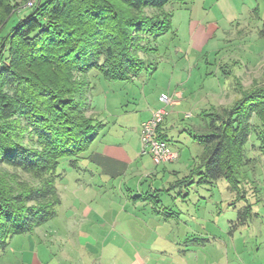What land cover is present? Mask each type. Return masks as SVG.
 Segmentation results:
<instances>
[{
	"label": "trees",
	"instance_id": "trees-1",
	"mask_svg": "<svg viewBox=\"0 0 264 264\" xmlns=\"http://www.w3.org/2000/svg\"><path fill=\"white\" fill-rule=\"evenodd\" d=\"M190 1L0 0V256L12 237L56 217L61 160L75 169L103 128L87 113L93 112L89 73L123 82L152 69L153 43L171 27L167 5ZM239 93L231 107L203 120L192 136L203 148L200 161L171 187L194 175L199 184L223 179L244 198L253 154L264 158V82ZM161 124L155 137L167 143ZM252 135L256 145L247 156ZM250 213V205L243 207L232 227L244 226Z\"/></svg>",
	"mask_w": 264,
	"mask_h": 264
},
{
	"label": "rangeland",
	"instance_id": "rangeland-1",
	"mask_svg": "<svg viewBox=\"0 0 264 264\" xmlns=\"http://www.w3.org/2000/svg\"><path fill=\"white\" fill-rule=\"evenodd\" d=\"M244 1L248 4L249 1L254 2ZM191 4L192 1L187 4L188 8L179 5L173 7L174 10L171 6L176 4L167 5L166 10L173 12L170 30L155 39L153 46L156 50L147 58L152 63L151 68H157L155 72L149 69L141 72L137 78L123 82L105 80L94 71L88 75L92 87L89 99L93 112L87 113L105 123L99 139L104 135L107 140H116V137L131 133L148 105L154 108L152 113L161 108L167 112L164 119L166 139L178 158L167 163L164 172L160 168L153 179L141 175L138 178L144 179L141 185H138V179L134 183L127 178L109 185H96L95 196L90 198H95L91 206H95V209L101 207V211H105L106 218L103 221L107 222L111 217L114 219V215L119 216L121 213L126 216L130 227L140 230L139 236H131L135 239L133 246L140 250L139 256L149 254L156 264H211L207 233L215 228H232L231 220L236 221L238 213L234 206L241 200L239 195L231 192L223 179L212 184H199L196 175L188 184L171 186L188 177L200 161L203 148L191 137L196 134L192 128H201L203 120L208 119L207 115L214 110L231 107L240 98L241 89H249L255 83L260 85L264 82V37L259 35L263 29L264 0L254 2L253 8L257 5L260 8V17L251 19L242 27L238 23L229 27L221 21L201 52L190 44L187 23L190 17L203 21L207 13L202 9L190 12ZM26 12L27 9L23 8L17 16L20 18ZM17 16L14 19H18ZM208 17L206 20L211 21L212 18ZM9 28L10 24L5 31ZM177 71L182 73V79L181 83L174 84L173 73ZM176 90L182 93L179 105L163 104L157 100L165 95L175 101ZM252 144L256 145L253 135L246 145L247 156L252 152ZM82 157L77 164H82ZM255 167L248 170L249 179L262 184L258 187L263 194L264 160ZM58 170L64 174L63 181L57 184L62 202L57 207L56 217L40 226V229H68L66 227L74 224V219H70L72 213L79 211L80 214L86 210L83 205H74L68 198L75 182V172L66 158L61 160ZM15 177L17 181L26 179L22 175ZM121 181L124 184L119 187ZM159 188L161 191L157 195L154 189ZM137 194L148 197L142 201L143 198L133 197ZM246 198L249 203L255 200L251 194ZM239 207V210L242 209L243 204ZM127 214L134 215L135 219ZM77 219L79 217L75 219L76 228L83 226L91 229L87 223L89 220ZM105 231H109V228ZM23 236L17 235L16 238L22 239ZM16 241L15 248H18L21 242ZM151 245L154 247L147 249ZM108 249L106 260L112 261L115 259L114 253ZM155 249L160 250L155 252ZM12 256L10 252L3 253L0 264H15Z\"/></svg>",
	"mask_w": 264,
	"mask_h": 264
},
{
	"label": "crops",
	"instance_id": "crops-1",
	"mask_svg": "<svg viewBox=\"0 0 264 264\" xmlns=\"http://www.w3.org/2000/svg\"><path fill=\"white\" fill-rule=\"evenodd\" d=\"M254 2L250 3L249 1L248 4L244 0H200L199 3V0H192L189 11L193 13L195 10L202 9L207 15L203 20L205 24L195 17H190L188 20L187 32L190 44L201 52L219 28L217 26L221 21H224V24L229 27L233 23H238L242 27V24L248 23L251 19H258L260 8L258 5L253 8ZM178 6L172 5L171 9ZM181 6L188 8L187 4ZM255 9L257 10L255 11ZM208 16L212 18L211 21L206 20ZM152 70L155 72L157 68L154 67ZM228 73L230 74L229 71ZM173 78L175 79L174 84L181 83L182 73L174 72ZM181 97L182 93L176 90L173 104L179 105ZM157 100L159 101V99ZM152 111L154 108L152 109L148 105L146 112L140 116V121L136 123L131 133L123 137H116V140L112 138L107 140L104 135L99 139L101 132L98 134L83 155L82 164H77V167L73 169L75 182L68 197L74 205L77 204L80 207L83 205L86 210L81 211L80 214L79 211L72 213L70 219H74V224L66 227L68 229L45 230L38 227L33 233L24 235L22 239H17L16 236L12 237L5 253L10 252L13 255L15 264H156L149 254H145L143 257L139 256L138 251L140 250L133 246L135 239H132L131 236H139L140 230L130 227L126 216L121 213L118 214L119 216L114 215V219L111 217L105 222L103 221L106 218L104 217L105 211H101V207L95 209V206H91L95 198L90 200L95 196L96 185H109L122 178H127L135 183L141 175L153 179L158 175L160 168H163L164 172L166 164L156 166L149 155L141 153L140 127L143 121L151 117ZM101 122L105 127V123ZM197 128L193 127L192 129L197 131ZM159 132L167 138L164 122L161 124ZM253 155L256 158L255 165L264 160L257 153ZM80 176L83 179H78ZM62 181L63 178L60 182ZM138 181V185H141L144 179H138ZM257 183V180L245 182L247 190L244 198L240 197L238 205L234 206L235 210L240 211L239 205L243 204V207L250 205L251 213L246 224L242 227H232L235 220H231L232 228H215L207 233L211 264H264V193L262 194L259 189V185L262 184ZM123 184L124 181L118 183L119 187H122ZM154 191L158 195L161 189H154ZM250 194L255 197V200L249 203L246 197ZM142 196L143 194H137L133 197L143 198ZM147 197H144L142 201H145ZM235 200H237V196L234 202H236ZM61 202L60 198L59 205ZM94 213L98 216H95ZM127 215L135 219L134 215ZM77 217H79L77 220H89L90 222L87 223L91 229L83 226L76 228L74 225H76ZM106 228H109V231H105ZM16 240L21 242V246L18 248H15ZM151 247L154 245L147 246V249ZM108 248L114 253L115 259L112 261L106 260ZM157 250L160 249H155V252ZM135 252L137 254H134Z\"/></svg>",
	"mask_w": 264,
	"mask_h": 264
},
{
	"label": "built area",
	"instance_id": "built-area-1",
	"mask_svg": "<svg viewBox=\"0 0 264 264\" xmlns=\"http://www.w3.org/2000/svg\"><path fill=\"white\" fill-rule=\"evenodd\" d=\"M28 5H31L29 3ZM159 101L163 104H173L167 96L161 95ZM167 112L164 108L153 112L151 117L142 122L140 127L139 141L141 153L150 156L154 165H164L173 162L177 158V153L173 152L169 145L160 139H156V130L164 121Z\"/></svg>",
	"mask_w": 264,
	"mask_h": 264
}]
</instances>
